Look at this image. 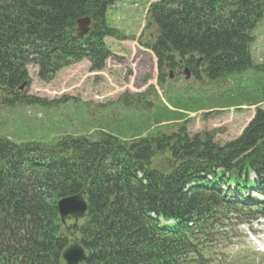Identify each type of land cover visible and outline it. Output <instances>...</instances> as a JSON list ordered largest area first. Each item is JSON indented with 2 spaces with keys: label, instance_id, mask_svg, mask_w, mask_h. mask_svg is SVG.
Listing matches in <instances>:
<instances>
[{
  "label": "trees",
  "instance_id": "1",
  "mask_svg": "<svg viewBox=\"0 0 264 264\" xmlns=\"http://www.w3.org/2000/svg\"><path fill=\"white\" fill-rule=\"evenodd\" d=\"M117 1L0 0V101L9 107L43 102L19 91L29 81L28 65L37 67L42 82L84 60L91 72L102 70L112 56L106 38H122L107 21ZM263 3L151 4L147 28L155 29L156 40L138 42L156 58L158 86L166 83L165 66L181 71L180 60L197 79V60L209 81L247 70L264 75V65L250 56ZM86 17L89 34L79 38L77 22ZM143 96L123 94L122 118L89 136L65 135L52 143L0 137V264H64L69 231L78 234L85 264H196L192 257H201L202 241L218 225L264 216V112L257 110L243 134L225 144L210 133L190 136L186 125L140 137L150 126L183 121L198 103L168 98L172 110L161 105L140 125L134 116L143 113ZM259 98L264 101V84ZM82 191L87 215L63 230L56 204ZM252 192L263 200L250 199ZM160 219L170 223L161 226Z\"/></svg>",
  "mask_w": 264,
  "mask_h": 264
},
{
  "label": "rangeland",
  "instance_id": "2",
  "mask_svg": "<svg viewBox=\"0 0 264 264\" xmlns=\"http://www.w3.org/2000/svg\"><path fill=\"white\" fill-rule=\"evenodd\" d=\"M155 1L120 0L110 8L108 25L122 38H106L112 56L105 61L102 70L90 72L89 64L82 62L62 70L49 82H41L37 67L29 65L26 69L29 79L27 94L43 102L13 108L0 106V137L24 143L53 142L65 135L89 136L105 125L110 126L114 118H122L119 103L124 102L119 100L120 95L125 92L136 95L148 87L152 88L149 100L153 106L143 113H136V117L152 115L156 106L167 104V99L173 97H196L198 107H201L197 113H187L189 122L160 126L157 131L169 132L186 125L190 135L210 133L220 144L235 140L253 118L254 107L246 106L258 101L253 90L262 88L259 85L264 84V75L247 70L210 83L205 78L193 80L189 77L185 80L179 73L171 74V79L158 88L155 58L134 40L143 31L147 9ZM153 34V27L146 31V36ZM253 34L255 41L250 48L251 57L256 65H263L264 14ZM146 39L144 37L142 41L146 43ZM227 95L231 97L227 106L232 108H225L226 105L219 102H224ZM211 96L212 103L206 106L205 99ZM139 105L143 108L144 103ZM259 107L264 111V103ZM228 228L224 234L212 235L211 243H205L207 260L200 258V261L203 264H241L240 261L245 259L247 264H264V255L252 256L247 252L255 249L247 231L234 224ZM257 230L263 231L261 236L264 235L263 225Z\"/></svg>",
  "mask_w": 264,
  "mask_h": 264
},
{
  "label": "water",
  "instance_id": "3",
  "mask_svg": "<svg viewBox=\"0 0 264 264\" xmlns=\"http://www.w3.org/2000/svg\"><path fill=\"white\" fill-rule=\"evenodd\" d=\"M77 31L80 37H84L89 32L90 19L84 18L78 21ZM58 214L62 224L67 219L82 220L87 211V205L81 194L65 198L57 203ZM66 264H81L86 261V256L82 246L74 243L66 248L62 253Z\"/></svg>",
  "mask_w": 264,
  "mask_h": 264
}]
</instances>
